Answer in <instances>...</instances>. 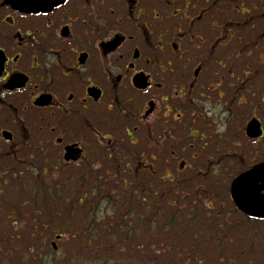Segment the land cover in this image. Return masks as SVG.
<instances>
[{"label": "flooded vegetation", "instance_id": "flooded-vegetation-1", "mask_svg": "<svg viewBox=\"0 0 264 264\" xmlns=\"http://www.w3.org/2000/svg\"><path fill=\"white\" fill-rule=\"evenodd\" d=\"M194 159L264 160V0H0V202L61 172L207 175Z\"/></svg>", "mask_w": 264, "mask_h": 264}, {"label": "trees", "instance_id": "trees-1", "mask_svg": "<svg viewBox=\"0 0 264 264\" xmlns=\"http://www.w3.org/2000/svg\"><path fill=\"white\" fill-rule=\"evenodd\" d=\"M97 175L61 173L21 196V224L0 226V264H264V221L231 203L210 196L208 206L186 181Z\"/></svg>", "mask_w": 264, "mask_h": 264}, {"label": "water", "instance_id": "water-1", "mask_svg": "<svg viewBox=\"0 0 264 264\" xmlns=\"http://www.w3.org/2000/svg\"><path fill=\"white\" fill-rule=\"evenodd\" d=\"M63 0H32L35 5H55ZM243 192L246 195L242 194ZM237 207L254 218L264 219V162L239 175L231 185Z\"/></svg>", "mask_w": 264, "mask_h": 264}, {"label": "rangeland", "instance_id": "rangeland-1", "mask_svg": "<svg viewBox=\"0 0 264 264\" xmlns=\"http://www.w3.org/2000/svg\"><path fill=\"white\" fill-rule=\"evenodd\" d=\"M195 159L193 160V162L195 163ZM234 164H236V165H234ZM233 165H232V167L230 168V169H226V170H224V171H222V172H220V174H219V176L217 175V176H209L208 178H206V182H204L202 185L203 186H205V188L206 189H209L210 191H212V192H214V193H219V194H221L222 196H224L225 198H227L225 201H228V198H230V194H229V197H228V187H229V185H230V180L235 176V172L236 171H234L235 170V168L237 167V166H239V165H237V162L236 163H234ZM175 174H177L178 175V177H180V178H187V177H189V176H191V175H193V174H196V172H194V171H191V170H185L184 172H181V173H175ZM201 179L202 180H205V179H203L202 177H201ZM188 184L189 185H191V186H193L192 185V183H190L189 182V180H188ZM25 193V196H24V198H29L30 197V194H28V192H24ZM21 196H22V193L20 194ZM11 197L13 198V200L15 201V204L14 205H16V207L20 210V207L19 206H17V204H19L17 201L20 199V197H18V195H17V193L15 192V191H13L12 192V194H11ZM13 201V202H14ZM20 202H21V200H20ZM11 203V202H10ZM40 207H42V206H40ZM34 208L32 207V206H29L28 205V209H27V211H32ZM40 210L42 211V214H41V216L42 217H45L44 215H45V210L44 209H41L40 208ZM26 214H28V213H26ZM31 215L30 216H32V217H34V218H32V219H37V221L39 222V226H41V225H45L43 222H41V221H39L38 219V217L39 216H36V215H34L33 213H30ZM42 219H44V218H42ZM27 230H30L31 229V227L30 226H28L27 228H26Z\"/></svg>", "mask_w": 264, "mask_h": 264}, {"label": "snow or ice", "instance_id": "snow-or-ice-1", "mask_svg": "<svg viewBox=\"0 0 264 264\" xmlns=\"http://www.w3.org/2000/svg\"><path fill=\"white\" fill-rule=\"evenodd\" d=\"M242 194L246 195V193H245V192H243V190H242Z\"/></svg>", "mask_w": 264, "mask_h": 264}]
</instances>
